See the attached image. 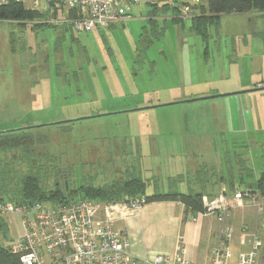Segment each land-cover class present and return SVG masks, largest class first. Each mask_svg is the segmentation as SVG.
Instances as JSON below:
<instances>
[{"label":"rangeland","instance_id":"obj_1","mask_svg":"<svg viewBox=\"0 0 264 264\" xmlns=\"http://www.w3.org/2000/svg\"><path fill=\"white\" fill-rule=\"evenodd\" d=\"M240 21L238 15L219 17L206 41L186 34L187 21L183 28L168 21L154 27L137 15L91 32L67 28L58 38L51 25L31 33L0 22V131L42 125L23 131L32 134L29 155L47 175V186L62 180L57 171L70 189L138 174L151 194L179 190L177 178L189 176L182 190L187 192L197 170L207 167L205 190L221 177L244 189L264 173V95L244 103L210 97L236 91L241 77L232 68L235 58L252 65L253 78L264 75V14ZM180 29L185 45L177 38ZM11 33L14 51L8 47ZM116 89L125 92L117 102L100 101ZM142 100L151 102L135 109ZM106 105L112 109L101 111ZM81 117L86 118L55 124ZM140 137L141 151L134 148ZM24 157L22 146L0 150V161L22 172L29 169L26 162L18 164ZM3 217L8 234L21 232L17 216ZM9 238L1 241L6 245Z\"/></svg>","mask_w":264,"mask_h":264},{"label":"built area","instance_id":"obj_2","mask_svg":"<svg viewBox=\"0 0 264 264\" xmlns=\"http://www.w3.org/2000/svg\"><path fill=\"white\" fill-rule=\"evenodd\" d=\"M138 0H31L30 10L60 11L62 18L77 32L106 28L126 17ZM204 0H189L180 16L190 17L189 5ZM5 0H0V4ZM54 23V18L36 21ZM145 195H124L119 201L101 202L77 197L65 203L34 202L15 205L0 202L2 215L13 214L20 220L21 234L6 246L18 258L17 264H139L129 253L125 234L114 227L117 217L125 213L138 214L147 203ZM203 210L199 215L212 216L220 224L219 242L213 247L209 264H230L233 226L226 219L235 209L253 207L260 220L261 233H253L249 249L236 256L237 264H264V190L255 187L229 193L221 184L219 193L202 196ZM246 228V227H245ZM144 264H191L186 248L179 244L170 254H156L143 259Z\"/></svg>","mask_w":264,"mask_h":264},{"label":"crops","instance_id":"obj_3","mask_svg":"<svg viewBox=\"0 0 264 264\" xmlns=\"http://www.w3.org/2000/svg\"><path fill=\"white\" fill-rule=\"evenodd\" d=\"M22 2L25 8L30 9L31 0H19ZM41 4L43 5V0H40ZM174 1V2H173ZM188 0H138L137 3H134L126 17L113 23L112 26L123 24L124 22H129L131 18L141 17L146 20H154L156 24L165 23L166 21L179 26L180 28L184 27V22L187 21L188 23V30L186 34H193L194 32L191 29V21L190 18L183 19L180 23H175L173 20L176 16L175 9L170 7V3L179 6V12L181 6L186 3ZM168 3L169 6L167 9L161 8V5ZM173 5V6H174ZM146 6H150L149 9ZM193 11V10H192ZM193 12H196L193 11ZM40 20L46 18H54V23L52 27H55L57 30V38L60 37V34L67 31L70 27L67 23L60 21L62 18L66 17L69 12L65 8L61 9L60 11L51 12L50 10H43ZM264 13L259 12H252L249 14H231L234 16H240L243 18V21H240V24H244L245 22L250 23L251 21H257ZM226 14L221 15L220 17ZM186 20V21H185ZM242 20V19H241ZM0 22H12V21H0ZM17 24L16 22H12ZM33 23L29 22L22 26L25 29H30L31 33L35 30L31 28ZM18 25V24H17ZM20 26V25H19ZM50 26V25H49ZM46 27H40L42 29H46ZM243 26V25H242ZM21 27V26H20ZM54 28V29H55ZM68 28V29H67ZM162 28V26L160 27ZM241 31H244L241 29ZM177 38L180 40V44L186 43L183 41L184 38V31L182 29L177 30ZM10 40V34L8 41ZM185 45V44H184ZM11 47L10 41L8 42V47ZM236 63L234 68L237 73H239V77H241V81H238L235 86L234 90L237 91H244L249 90L252 88H256L259 86H264V75L261 78H253L252 73L254 68L252 65H246L242 58H235L234 60ZM243 62V63H242ZM183 66V65H182ZM233 66V65H231ZM184 69V67H183ZM262 71L264 70V64L262 65ZM251 77L249 79H245V77ZM74 81V80H73ZM77 80L76 82H78ZM64 83V81H60ZM75 82V81H74ZM101 85L104 84V81L100 83ZM106 84H110L106 82ZM119 83H115V85ZM193 85V84H192ZM228 88H223L222 91H227ZM121 91V92H120ZM264 90H254V91H246L243 93H237L230 96H227L228 101H232L234 103L252 100L258 98L261 94L255 95L258 92ZM257 92V93H252ZM199 95H205L206 92L200 91ZM252 94V95H250ZM254 94V95H253ZM124 90L116 89L115 92L112 90L110 91V95L107 97L106 95L100 99V101H115L117 102L121 96H124ZM247 95V96H245ZM255 96V97H254ZM180 98V97H179ZM176 100V97H170L169 100L171 101ZM143 102H139L136 104L135 109L143 110L144 108L140 107L147 103H150L151 100H142ZM149 105V104H148ZM128 109L130 106H123ZM140 107V108H139ZM147 107V106H144ZM151 107V106H148ZM124 108V109H125ZM108 109H112V106L106 105L104 108L101 107V111H107ZM245 111L248 108L244 107ZM252 125H254L255 117L251 115ZM250 125V122H249ZM246 127V126H245ZM248 127V126H247ZM241 129V128H239ZM142 134V131L138 132ZM148 139V138H147ZM134 140V139H133ZM141 143H135L134 148L141 151L144 147L141 146L143 141V137H140ZM138 142V141H135ZM182 180V181H181ZM180 185L177 190L178 192L185 193L182 190L186 189L184 183L190 181L189 176L185 178H181ZM193 182V181H192ZM191 182V183H192ZM255 182V179L252 181ZM225 184L227 191L231 193L233 190L229 189L226 183ZM219 185V182H218ZM216 184V186L212 189L207 188L204 195L212 197L219 193L220 187ZM194 188V186L192 187ZM251 213V214H250ZM226 222L233 226L234 235L231 240V249H232V257L230 258V264H237L236 256L240 252H245L249 249L250 240L253 233H261V223L258 217L255 214L253 207L247 206L241 209H235L231 215L226 219ZM114 227L123 232L125 237L128 241V249L131 256L137 259L139 264H144L143 259L151 257L156 254H170L174 251L175 247L179 244H182L186 248V257L190 261L191 264H209L211 250L214 246H216L219 242V230L220 224L219 222L212 216H204L198 215L197 212L187 211L185 206L176 200H160V201H150L147 202L141 211L138 214H132L130 212L125 213L123 217H117L114 221ZM246 227V228H245ZM8 225V231H9ZM22 232V231H21ZM20 233L16 234H8L9 239H14L18 237Z\"/></svg>","mask_w":264,"mask_h":264},{"label":"trees","instance_id":"obj_4","mask_svg":"<svg viewBox=\"0 0 264 264\" xmlns=\"http://www.w3.org/2000/svg\"><path fill=\"white\" fill-rule=\"evenodd\" d=\"M174 2V1H173ZM184 3L183 5H185ZM170 3L176 11L174 13L175 23H180L184 17L181 18L179 6ZM182 5V6H183ZM168 3L161 5V8L167 9ZM181 6V8H182ZM180 8V10H181ZM196 10V12L193 11ZM252 12L264 13V0H204L202 3L189 5L191 29L194 33L201 35L204 41L209 36V28L217 26L218 19L223 14H249ZM42 13L25 8L19 0H5L0 4V21L16 22L20 26L32 22L33 29L46 27L52 25L47 22H39ZM150 23L157 26L156 21L150 20ZM11 50L14 51L15 37L10 34ZM20 129L15 131H8L0 133V150L7 151L15 149L20 146L23 147L24 158L18 161V164L27 163L29 169L26 172L10 167V163L0 161V202H11L15 205H22L34 202H44L50 204L65 203L73 200L79 196L101 201V202H115L119 201L124 195H145L147 201H160V200H176L181 202L187 211L200 212L203 210L202 196L207 193L205 191V183L208 182L207 174L209 168L201 167L197 170L194 176V188H189L185 193L178 192L177 190L169 192H153L145 194L147 181L140 175H124L120 179L114 180L109 184L91 186L81 185L79 187L70 189L65 188V175L61 171H57L58 176H62V180L56 179L52 186H47L46 177L40 172L41 167L36 165L32 155H29V148L33 144L30 139L31 133L25 132ZM35 163V164H34ZM48 171V170H47ZM213 171V169H212ZM216 180V182L227 183L229 189L234 190L238 183L230 178L228 180ZM181 180V176L177 178ZM256 188L264 190V173L260 174L255 179ZM75 197V198H74ZM8 237V222L0 213V264H17V256L11 254L7 246L1 241V237Z\"/></svg>","mask_w":264,"mask_h":264},{"label":"water","instance_id":"obj_5","mask_svg":"<svg viewBox=\"0 0 264 264\" xmlns=\"http://www.w3.org/2000/svg\"><path fill=\"white\" fill-rule=\"evenodd\" d=\"M254 90H264V86H259V87H256V88H252V89H249V90H244V91H237V92H229V93H224V94H217V95H213V96H210V97H223V96H230V95H233V94H237V93H243V92H246V91H254ZM86 117H81V118H75V119H69V120H64V121H60V122H56L55 124H60V123H66V122H73L75 120H82ZM38 126H42V125H37V126H24V127H20V128H16V129H11V130H4V131H0V133H4V132H8V131H15V130H20V129H30L32 127H38ZM248 188L250 187H255L256 186V182H249L247 183L246 185ZM65 188L67 189L68 186H67V181H65Z\"/></svg>","mask_w":264,"mask_h":264}]
</instances>
